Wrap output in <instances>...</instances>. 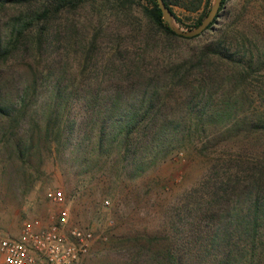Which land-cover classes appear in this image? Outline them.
I'll return each instance as SVG.
<instances>
[{
    "label": "rangeland",
    "instance_id": "1",
    "mask_svg": "<svg viewBox=\"0 0 264 264\" xmlns=\"http://www.w3.org/2000/svg\"><path fill=\"white\" fill-rule=\"evenodd\" d=\"M117 1L98 0L63 13L64 27L56 31L53 22L51 31L62 32L65 39L54 38L38 53L33 41L44 23L35 22L23 46L1 65L0 98L16 102L22 89H28L22 136L31 133L35 140L34 145H22L26 151L18 155L11 145L19 136L14 118L0 115V231L18 235L24 221L33 220L46 226L67 208L64 235L74 226L92 233L88 251L76 264H264V0H226L209 29L168 46L171 53L183 54L219 37L234 61L214 64L216 83L205 93L196 87L180 89L161 111L180 118L190 112L207 117L209 122L198 126L201 136L186 144L207 145V156L190 147L181 153L171 149L166 160L154 163L144 153L139 170L116 145H104L101 152L94 145L62 142L56 133L62 116L45 127V111L58 82L64 92L98 80L93 71H82L98 18L104 34L119 27L126 40L130 30L136 33L144 27L146 0H135L116 15ZM214 1L201 0L191 11L188 7L197 0H170L180 21L170 18L179 29H193ZM42 3L0 0V40L8 39L14 17L31 16ZM104 40L102 51L108 52L115 42ZM105 79L109 83L110 78ZM63 101L57 97L54 104ZM3 128L9 134H3ZM8 138L9 145H4ZM213 163L229 180L215 194L212 190L219 184L209 176ZM53 188L63 192L61 203L45 197ZM255 211L261 217L254 224L248 220ZM141 248L150 252L138 254Z\"/></svg>",
    "mask_w": 264,
    "mask_h": 264
},
{
    "label": "trees",
    "instance_id": "2",
    "mask_svg": "<svg viewBox=\"0 0 264 264\" xmlns=\"http://www.w3.org/2000/svg\"><path fill=\"white\" fill-rule=\"evenodd\" d=\"M11 2H23L24 0H3ZM135 0H118L116 4V15L131 8ZM98 0H43L41 9L33 15L26 17L23 14L13 18L11 22L10 35L5 42L0 40V72L8 58L23 46L26 32L33 24L40 21L44 24L37 29L34 37L35 51L41 52L43 44L55 38H64V35L51 31L53 22H57L56 31L64 27L62 15L65 12L75 11L87 4H96ZM129 3V5H125ZM171 15L177 21L179 18L171 8L170 0H164ZM226 0H222V6ZM201 0L188 7L195 11L199 8ZM124 14V13H123ZM143 14L146 23L140 31L133 28L127 36H123L120 29H112L105 33L102 21L98 18V31L95 33L90 47L84 53L82 71L91 70L98 80L87 87L76 86L65 89L62 92L58 82L52 93L53 103L47 107L45 114L49 119L46 128H50L53 117L62 121L56 123L57 135L64 143L74 145H94L102 152L104 145H116L127 157L131 156L137 170L144 164V153L148 155L151 162L166 160L171 149L182 150L190 147L195 149L201 156H207V145H186L195 138L201 136L202 132L198 126H205L209 119H204L201 114L180 118L161 114L162 109L170 101L176 100L175 94L180 89H194L201 94L215 86L213 66L223 60L234 61V54L228 51L225 43L219 37L205 39L190 49L188 53H171L168 46L177 40L189 39L176 33L167 22H165L162 11L156 0H146L143 6ZM101 15V14H100ZM202 19L196 21V25ZM216 19L210 24L213 25ZM58 26V27H57ZM103 31V32H102ZM112 40L114 47L108 52L102 51L104 38ZM114 34V35H113ZM110 36V37H109ZM137 36H140L139 40ZM197 37V36H196ZM71 39V36H70ZM55 42V41H53ZM20 51H23L22 49ZM21 53V52H20ZM94 62V63H92ZM108 76L109 83H106ZM81 88V89H80ZM57 97H63L64 101L58 106L54 104ZM0 98V115L13 117L16 123L17 134L11 145L18 155H23L26 148L22 145H34V134L22 136L25 130V117L27 111L28 89L23 88L16 102H6ZM74 99L76 101L74 102ZM75 104L78 109L75 111ZM207 104V102H206ZM205 105H202L204 107ZM189 107V106H187ZM62 110V111H60ZM13 113H16L13 115ZM54 127V125H53ZM3 134H9L3 128ZM47 145L51 140L45 135ZM39 141L42 140L41 130H38ZM10 138L3 141L9 145ZM147 160V159H146ZM213 170L209 176L218 181V187L212 192L218 193L221 186L229 180L223 179L224 173H220L217 164L213 163ZM255 171L251 168V172ZM261 173V170H260ZM253 174H255L253 172ZM231 175L227 178L230 179ZM217 184V183H216ZM248 221L256 223L261 215L255 211ZM149 253L150 249H139L138 254ZM181 262V261H180Z\"/></svg>",
    "mask_w": 264,
    "mask_h": 264
},
{
    "label": "built area",
    "instance_id": "3",
    "mask_svg": "<svg viewBox=\"0 0 264 264\" xmlns=\"http://www.w3.org/2000/svg\"><path fill=\"white\" fill-rule=\"evenodd\" d=\"M45 197L55 203L64 199L58 188L46 190ZM67 220L68 210L64 208L57 220L46 226L33 220L24 221L18 235L0 231V264H76L88 251L92 233L74 226L65 236Z\"/></svg>",
    "mask_w": 264,
    "mask_h": 264
},
{
    "label": "water",
    "instance_id": "4",
    "mask_svg": "<svg viewBox=\"0 0 264 264\" xmlns=\"http://www.w3.org/2000/svg\"><path fill=\"white\" fill-rule=\"evenodd\" d=\"M156 1L158 4V7L162 11V16L165 22H167L169 26L176 33L183 35L185 37H195L205 32L210 26V24L216 19L218 11L220 7L222 6V0H215L213 7L209 10L208 14L205 16V18L201 21L199 25H197L195 28L190 29V30H182V29H179L177 26L173 25L172 22L170 21L169 18L171 17V13L169 9L167 8V6L165 5L164 0H156Z\"/></svg>",
    "mask_w": 264,
    "mask_h": 264
},
{
    "label": "bare ground",
    "instance_id": "5",
    "mask_svg": "<svg viewBox=\"0 0 264 264\" xmlns=\"http://www.w3.org/2000/svg\"><path fill=\"white\" fill-rule=\"evenodd\" d=\"M170 19V21L172 22V24L173 25H175V22L171 19V18H169ZM176 26V25H175Z\"/></svg>",
    "mask_w": 264,
    "mask_h": 264
}]
</instances>
